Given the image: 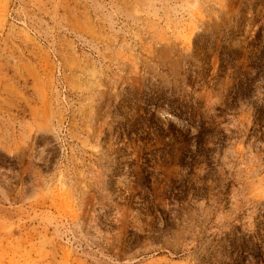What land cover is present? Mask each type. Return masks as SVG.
I'll use <instances>...</instances> for the list:
<instances>
[{
    "label": "rangeland",
    "instance_id": "obj_1",
    "mask_svg": "<svg viewBox=\"0 0 264 264\" xmlns=\"http://www.w3.org/2000/svg\"><path fill=\"white\" fill-rule=\"evenodd\" d=\"M0 264H264V0H0Z\"/></svg>",
    "mask_w": 264,
    "mask_h": 264
}]
</instances>
